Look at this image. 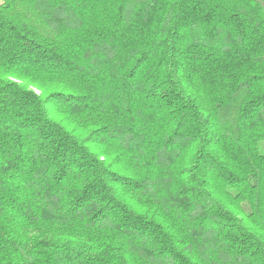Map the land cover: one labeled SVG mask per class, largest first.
Listing matches in <instances>:
<instances>
[{"label": "trees", "instance_id": "1", "mask_svg": "<svg viewBox=\"0 0 264 264\" xmlns=\"http://www.w3.org/2000/svg\"><path fill=\"white\" fill-rule=\"evenodd\" d=\"M264 0H0V264H264Z\"/></svg>", "mask_w": 264, "mask_h": 264}, {"label": "rangeland", "instance_id": "2", "mask_svg": "<svg viewBox=\"0 0 264 264\" xmlns=\"http://www.w3.org/2000/svg\"><path fill=\"white\" fill-rule=\"evenodd\" d=\"M263 7H264V3H263Z\"/></svg>", "mask_w": 264, "mask_h": 264}]
</instances>
